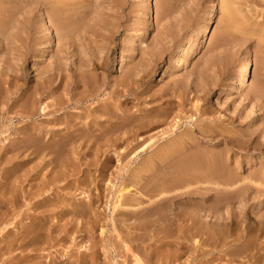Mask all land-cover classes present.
<instances>
[{
    "label": "rangeland",
    "instance_id": "374dc122",
    "mask_svg": "<svg viewBox=\"0 0 264 264\" xmlns=\"http://www.w3.org/2000/svg\"><path fill=\"white\" fill-rule=\"evenodd\" d=\"M52 1L0 0V264L263 254L204 231H264V0ZM195 158L218 176L183 187Z\"/></svg>",
    "mask_w": 264,
    "mask_h": 264
},
{
    "label": "bare ground",
    "instance_id": "6f19581e",
    "mask_svg": "<svg viewBox=\"0 0 264 264\" xmlns=\"http://www.w3.org/2000/svg\"><path fill=\"white\" fill-rule=\"evenodd\" d=\"M69 1L70 0H54V1H52L51 2V8H52V16H53V19H52V21L54 22V23H60V21H64V15H65V13L68 11V10H70V8H71V4L69 3ZM50 3V2H49ZM151 11H152V3L150 2V0H146V3L143 5V14L144 15H148V19H149V24H151L152 22H153V19H152V15H151ZM67 14V13H66ZM67 16V15H66ZM58 17V19H56ZM55 19V20H54ZM65 24V23H64ZM64 24L62 23V27H61V31L62 32H67L68 30L66 29V24H65V26H64ZM55 26H56V24H55ZM60 29V28H59ZM47 31H48V29H46ZM58 30V27L56 28V31ZM263 34V33H262ZM264 37V36H263ZM250 66H251V64H250V61L247 59L240 67H239V69H238V73H237V75H236V89H240V88H242V87H244L247 83H248V70H249V68H250ZM178 67L179 68H183V63L180 61L179 63H178ZM17 77V76H16ZM19 78V77H18ZM17 79V78H16ZM9 81V80H8ZM11 81H12V84L13 83H15V81H14V78H12L11 79ZM18 81V80H17ZM16 81V82H17ZM7 82V81H6ZM11 83V82H10ZM19 84V83H18ZM20 86V85H19ZM22 86V85H21ZM19 87V88H23V87ZM33 88V87H32ZM25 92L28 90V88L27 89H23ZM31 91V90H30ZM29 92V91H28ZM31 93V92H30ZM27 94V93H26ZM29 94V93H28ZM29 99V98H28ZM27 102H29V101H27ZM30 105V104H29ZM30 108V107H29ZM45 109V107H43L42 106V109L41 110H44ZM195 162H197V158H195V159H187V160H185V161H182L181 163H179V164H177V169H178V171L180 172V174H181V178L182 179H184V180H186L184 183H183V187H191L193 184H195V183H200V182H208L209 181V175H211V179L212 178H215V177H217L218 176V173H219V171H215V172H213V173H211V174H209V173H207V170L206 171H200V170H198L197 169V167H196V163ZM166 164V163H165ZM203 167V166H202ZM167 169V168H166ZM169 169H171V168H169ZM172 170H174V169H172ZM171 172H173V171H171ZM177 172V171H176ZM213 183V182H212ZM224 184L225 185H227V186H229V185H232V182H229V181H224ZM211 185V184H210ZM214 186V185H213ZM232 186H234V184L232 185ZM231 186V187H232ZM182 187V186H181ZM219 187H221V186H219ZM186 188V189H187ZM228 188V187H227ZM158 189H160V188H158ZM157 189V190H158ZM162 190V189H161ZM152 192V191H151ZM182 192H184V191H182ZM155 193V192H154ZM160 193H161V191H160ZM155 194H157V193H155ZM154 195V194H153ZM160 195V194H159ZM222 196V195H221ZM161 197V196H160ZM205 198V197H204ZM180 199V198H179ZM219 199H222V197L221 198H219ZM158 200V199H157ZM195 201V200H194ZM202 201H203V198H202ZM217 201H219L218 199H217ZM150 202V201H149ZM221 201H219V203H220ZM182 203H184V202H182ZM182 203H177L178 205H180V204H182ZM204 203V202H203ZM207 203V202H206ZM216 203V202H215ZM168 204V203H167ZM170 204V203H169ZM186 204V203H185ZM209 204V203H208ZM190 205V204H189ZM222 205V204H221ZM169 206V205H168ZM172 206V205H171ZM177 206V205H176ZM183 206H185V205H183ZM191 206V205H190ZM198 206V205H197ZM202 206V205H201ZM223 206V205H222ZM174 207V206H173ZM179 207V206H178ZM194 207V206H193ZM199 207V206H198ZM220 207V206H219ZM219 207L217 208V209H219ZM182 208V207H181ZM200 208V207H199ZM215 208V207H214ZM220 208H222V207H220ZM176 209V208H175ZM174 209V210H175ZM204 209H211V206H204ZM194 210V209H193ZM173 211V210H172ZM187 217V216H186ZM224 217V216H223ZM190 219V221H191V225L189 226L190 228L192 227V225H193V220H192V217L190 216L189 217ZM217 218V217H216ZM215 218V219H216ZM225 218V217H224ZM224 218H222V219H224ZM221 217L219 218V219H216L217 221L215 222V223H213V226H216L217 227V231L216 230H214V232L212 233H209V232H207L206 230L204 231V235H206L207 234V240H213V245H214V243H215V245H219V244H221V243H223V246L225 247L229 242L227 241V239H229V238H232V241H231V243L230 244H234L233 246H236V247H238V248H244V250H246V249H248L247 247H250V246H252L251 244H252V241L251 240H255V239H258L259 237H261V235L263 234L264 235V231L260 228V227H256L255 228V226L253 227V228H251V229H249V228H243V229H241L239 226V229L237 228L236 229V231L234 232V231H229L228 233L226 232V234H225V230H224V228L223 227H226V225L225 224H223V222H221ZM236 220H237V218H235ZM171 220V219H170ZM235 220V221H236ZM174 221V220H173ZM237 221H239V220H237ZM182 222V221H181ZM185 222V221H184ZM183 222V223H184ZM232 223V222H231ZM171 224H172V221H171ZM187 224H188V222H187ZM234 224H238V223H233V225ZM231 225V224H230ZM259 225V224H258ZM181 226H183V225H181ZM242 226V225H241ZM184 227V226H183ZM188 227V226H187ZM229 227H231V226H229ZM233 227V226H232ZM231 227V228H232ZM234 227H235V225H234ZM243 227V226H242ZM189 228V229H190ZM187 229V228H186ZM195 230H197V229H195ZM224 230V231H223ZM228 230V229H227ZM226 230V231H227ZM235 230V229H234ZM239 230V231H238ZM185 231V230H184ZM190 231V230H189ZM188 231V232H189ZM190 232H192V231H190ZM198 233H200V232H198ZM189 234V233H188ZM213 236V238L211 239L210 237H212ZM260 239V238H259ZM251 241V242H250ZM210 241H208V244H211V243H209ZM245 242V244L244 245H241L242 243H244ZM230 244H228V245H230ZM258 246V247H257ZM256 247L258 248H256V250H255V252H253V251H251V252H253V253H250V254H248V256L247 257H249L250 259H251V261L252 262H250V264H258L259 262V260L260 259H262L261 261H263V263H264V253L263 254H261V249L259 250V244H257L256 245ZM223 248V247H222ZM246 248V249H245ZM254 248V247H253ZM249 250V249H248ZM251 250V249H250ZM229 251V250H228ZM233 251V250H232ZM239 251V250H238ZM241 251H243V249H241ZM240 251V252H241ZM246 252V251H245ZM250 252V251H249ZM225 253V252H224ZM234 253V252H233ZM236 253H237V251H236ZM243 253V252H242ZM245 254H247V253H245ZM245 254H242V255H245ZM231 255H232V253H231ZM236 255V254H235ZM229 256V255H228ZM239 256H240V254H239ZM245 257V256H244ZM138 258V257H137ZM233 259V258H232ZM232 259H230L229 260V258H228V262L229 263H232L231 262V260ZM141 259H136L135 261H134V264H143L141 261H140ZM232 261H234V259L232 260ZM133 263V262H132ZM261 263V262H260ZM233 264V263H232Z\"/></svg>",
    "mask_w": 264,
    "mask_h": 264
}]
</instances>
